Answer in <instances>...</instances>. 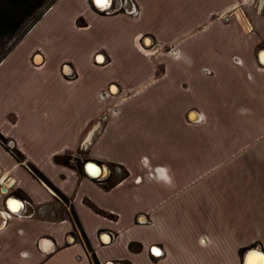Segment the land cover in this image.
I'll return each instance as SVG.
<instances>
[{
	"label": "crops",
	"instance_id": "obj_1",
	"mask_svg": "<svg viewBox=\"0 0 264 264\" xmlns=\"http://www.w3.org/2000/svg\"><path fill=\"white\" fill-rule=\"evenodd\" d=\"M132 1L54 0L0 60V264L264 256V0Z\"/></svg>",
	"mask_w": 264,
	"mask_h": 264
},
{
	"label": "rangeland",
	"instance_id": "obj_2",
	"mask_svg": "<svg viewBox=\"0 0 264 264\" xmlns=\"http://www.w3.org/2000/svg\"><path fill=\"white\" fill-rule=\"evenodd\" d=\"M23 1L24 0H0V2H4L3 6L0 5V10H3L2 12L7 15V25L12 26L17 23L19 24L14 33L5 36L0 35V57L8 51L15 41L35 21V19L41 15L47 5L51 2V0H40L39 4L36 5V0H29L27 3H23ZM138 15L139 13L135 15L130 14L129 16L138 17ZM77 24L80 25L79 20H77Z\"/></svg>",
	"mask_w": 264,
	"mask_h": 264
},
{
	"label": "water",
	"instance_id": "obj_3",
	"mask_svg": "<svg viewBox=\"0 0 264 264\" xmlns=\"http://www.w3.org/2000/svg\"><path fill=\"white\" fill-rule=\"evenodd\" d=\"M93 3L96 7H99V8H102V9H106L108 8L110 5H111V2L110 3H101V4H98L96 2V0H93ZM142 44L145 45V46H149L151 44V38L150 36H145L142 40ZM259 54H260V61L262 62V60H264V49L260 50L259 51ZM99 58H101V55L98 54L96 55L95 59L97 61H99ZM264 64V62H262ZM112 87H115L114 85L111 86L110 88V91H112ZM85 169H86V172L92 176H95V177H101V178H104L107 176L108 174V168L106 165L102 164V163H99V162H95V161H87L85 163ZM22 203V202H21Z\"/></svg>",
	"mask_w": 264,
	"mask_h": 264
},
{
	"label": "trees",
	"instance_id": "obj_4",
	"mask_svg": "<svg viewBox=\"0 0 264 264\" xmlns=\"http://www.w3.org/2000/svg\"><path fill=\"white\" fill-rule=\"evenodd\" d=\"M28 1H29V0H24L23 3H27ZM33 1H34V0H33ZM53 1H54V0H51V2L47 5V7H49V6L52 4ZM39 2H40V0H36V2H35L36 5H38ZM0 5L3 6V5H4V2H0ZM47 7H46V8H47ZM2 11H3V10H0V35L5 36V35H7V34H12V33H14V32L17 30L19 24L17 23V24H15V25L8 26V25H7V20H8L7 15H6L4 12H2ZM42 13H43V12H42ZM42 13H41V14H42ZM39 17H40V15L35 19V21H34L33 23H35V22L39 19ZM33 23H32V24H33ZM32 24H31V25H32ZM31 25H30L29 27H31ZM29 27H28V28H29ZM28 28H27V29H28ZM27 29H26L25 31H27ZM25 31L23 32V34L25 33ZM23 34H22V35H23ZM22 35H21V36H22ZM21 36H20V37H21ZM9 49H10V48H9ZM9 49H8V51H9ZM8 51H7V52H8ZM7 52H6V53H7ZM6 53H5V54H6ZM5 54H4V55H5ZM4 55H3V56H4ZM3 56L0 57V60L3 58ZM0 141H1L2 143H4V144H5V142H6V141L4 140V138H3L1 135H0ZM12 152L16 154V152H15L14 150H12ZM16 155H17V154H16ZM66 162H67V160H66ZM93 258H94V256H93ZM94 260L96 261L95 258H94Z\"/></svg>",
	"mask_w": 264,
	"mask_h": 264
},
{
	"label": "built area",
	"instance_id": "obj_5",
	"mask_svg": "<svg viewBox=\"0 0 264 264\" xmlns=\"http://www.w3.org/2000/svg\"><path fill=\"white\" fill-rule=\"evenodd\" d=\"M97 8L102 10L103 12H106V13H113V12H116V11H119V10H121V11H123V12H125V13H127L129 15L130 14L131 15H135V14L138 13V10L136 9V7H135V5H134L132 0H119L118 6H115V7L113 6V0H111V5L108 8H106V9H102V8H99V7H97ZM71 161H73V160L71 159ZM109 171L110 170L108 169V172ZM97 179L100 181L103 178L97 177Z\"/></svg>",
	"mask_w": 264,
	"mask_h": 264
},
{
	"label": "snow or ice",
	"instance_id": "obj_6",
	"mask_svg": "<svg viewBox=\"0 0 264 264\" xmlns=\"http://www.w3.org/2000/svg\"><path fill=\"white\" fill-rule=\"evenodd\" d=\"M96 2L98 4L110 3L111 0H96ZM262 62H264V60H262ZM9 207L12 208L13 210L15 209V205H13L12 202H9ZM253 257H255V260H253ZM253 257L249 258V264H255V261L264 262V256L253 254Z\"/></svg>",
	"mask_w": 264,
	"mask_h": 264
},
{
	"label": "bare ground",
	"instance_id": "obj_7",
	"mask_svg": "<svg viewBox=\"0 0 264 264\" xmlns=\"http://www.w3.org/2000/svg\"><path fill=\"white\" fill-rule=\"evenodd\" d=\"M100 60H102V59H100ZM14 205H15V209L13 210L11 208V210H13V211L18 210L21 207V203L19 201H17Z\"/></svg>",
	"mask_w": 264,
	"mask_h": 264
}]
</instances>
